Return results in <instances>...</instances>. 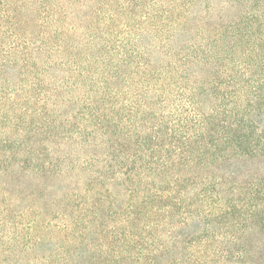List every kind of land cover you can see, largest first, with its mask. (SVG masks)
I'll return each mask as SVG.
<instances>
[{"label":"trees","instance_id":"16d2710c","mask_svg":"<svg viewBox=\"0 0 264 264\" xmlns=\"http://www.w3.org/2000/svg\"><path fill=\"white\" fill-rule=\"evenodd\" d=\"M143 1L0 0V124L43 118L63 68V264H264V0L184 44L175 0ZM26 135L0 200L52 170Z\"/></svg>","mask_w":264,"mask_h":264},{"label":"rangeland","instance_id":"374dc122","mask_svg":"<svg viewBox=\"0 0 264 264\" xmlns=\"http://www.w3.org/2000/svg\"><path fill=\"white\" fill-rule=\"evenodd\" d=\"M172 1L166 0L165 4L168 6ZM175 3L176 13L180 14L181 11L183 19L187 21L185 26H180L177 44L200 41L204 29H208L206 23L199 22L202 17L211 15L210 24L214 21L226 23L246 11L244 0H175ZM146 42L152 43L149 39ZM61 57L63 62V55ZM39 72L43 73L41 69ZM50 73L58 77L56 85L49 84L48 92L44 95L34 90V100H30L35 113L37 109H44V117L32 116V112H29L31 127H23V124L21 127H5L0 124V137L15 133L24 136L27 131L26 141L37 151H44V159H48L47 162L52 165L51 172L46 175L35 174L31 178H24L21 186L16 188L11 184L10 188L15 191L13 196L0 200V217L6 214V222L0 224V257L26 258L24 262L30 260L31 264H63V172L55 174L63 170V68ZM58 85L62 86L59 97L53 94ZM76 130L77 127H73V131ZM55 155L58 159L50 161ZM30 193L31 197H28ZM33 218L37 219L36 227L29 234L28 225ZM38 236L44 237V243L31 248L25 246L27 241L34 243Z\"/></svg>","mask_w":264,"mask_h":264}]
</instances>
